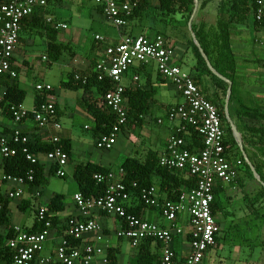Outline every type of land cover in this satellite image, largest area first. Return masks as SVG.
Returning <instances> with one entry per match:
<instances>
[{
  "label": "built area",
  "instance_id": "1",
  "mask_svg": "<svg viewBox=\"0 0 264 264\" xmlns=\"http://www.w3.org/2000/svg\"><path fill=\"white\" fill-rule=\"evenodd\" d=\"M100 8L106 22L119 32V41L105 46L102 57L96 62L94 72L98 81H108L111 89L107 91L102 101L111 109L115 116V124L109 133L96 136L95 146L99 150H110L117 141V135L127 124L124 90L122 83L124 75L135 64L153 63L157 72L169 80L182 97V102L167 111L170 121L178 120L179 125L169 135L165 152L159 157V165L175 169L194 178L195 186L181 191L176 199H168L159 195L154 185L140 188V198L149 208H156L163 219V224L152 222L128 213L124 203L129 198V192L122 181L124 174L120 169V177L109 170L106 174L95 173L93 178L105 184L103 195L95 198H84L77 192L73 196L74 204L82 218L71 216L66 220L65 229L57 243L54 255L39 258L40 264H108L107 250L101 245L103 233L99 224L90 217L93 211L103 212L116 217L120 226L116 236L137 247L141 241L153 239L161 243L160 264H202L205 254L214 247L216 237L220 234V226L212 212L214 191L217 183L232 184L238 175L239 160L229 158L230 146L226 143L225 127L217 107L195 84L193 77L172 62L173 49L164 36L158 34L152 38L134 36L128 32L133 10L137 1L133 0H94ZM48 0H0V79L14 78L16 71L12 65L15 49L18 45L22 21L30 17L38 7H45ZM255 19H264V0H255ZM53 23L55 29H65L67 26L59 22ZM98 42L105 38L96 35ZM43 59H46L43 57ZM75 80L83 84L86 76L74 75ZM137 80V77L133 78ZM36 90L49 93V84H38ZM5 88L0 85V103L4 99ZM11 120L15 127L9 135L0 136V155L3 158L16 155L19 151L31 165L39 163V155L30 152L28 143L30 135L20 126L25 120H32L37 130L48 133L49 142L60 143L62 126L56 117L55 104L44 100L27 110L22 103H8ZM158 123L162 120L158 119ZM197 126L202 148L191 150L185 139L188 127ZM54 132V133H53ZM44 157L56 166L55 175L65 176V166L68 155L56 146ZM34 170L30 169L27 178L4 175L3 180L15 182L19 186L7 192L6 198L18 199L23 194L26 181L34 179ZM132 187H137L133 182ZM3 205L0 202V210ZM186 216V228L190 236L189 252L179 256L171 244L173 240L185 233V226L180 223ZM36 221L40 229L27 231L22 227L13 226V236L7 240L13 255L10 264H33L42 252L52 231L51 214L45 207L36 211ZM93 238L89 239L88 236ZM69 239L80 241L79 245H71Z\"/></svg>",
  "mask_w": 264,
  "mask_h": 264
},
{
  "label": "crops",
  "instance_id": "2",
  "mask_svg": "<svg viewBox=\"0 0 264 264\" xmlns=\"http://www.w3.org/2000/svg\"><path fill=\"white\" fill-rule=\"evenodd\" d=\"M155 1L156 0L152 1V5L156 3ZM220 2L221 0H210L203 8H200L199 5L198 8L193 11L190 17V25L188 24V21L186 27L183 25L184 18L182 13H177L176 15L168 16L165 21L161 20L159 27H157V25L154 26L153 19L151 17L149 24H146L144 19L140 22L137 19H134L131 21L128 32L134 36H146L148 38H152L155 35H158L160 32L165 37L169 46H171L173 49L172 62L181 67V69L183 68V65H186L189 67V72L185 70L184 71L190 74L192 77H196L198 71L195 68V59L193 57V53L191 52L190 47L187 45L188 39L185 37V29L189 30L190 36L192 38L190 31L192 24L199 26L201 22H204L206 25V30L210 27H215ZM65 7L66 3L64 0L62 2L58 0H48L47 6L38 7L36 9L37 13L43 18V20L46 21V23L53 25V23L47 22V18H51L52 22H59L67 26L65 29H56V41L61 45L66 46L63 48L59 59L57 61H53L50 58L45 30L39 26H35L31 19L28 18L21 25L19 41L14 52L12 65L17 69V81L19 87L25 90L19 83V77L21 76L23 67L29 70L32 65L26 58V53L23 55L24 57H22L21 63L18 60V52L21 48L20 46L25 40L22 36L27 35L29 37L26 41V45L33 43L32 37L35 35L44 37L46 52L41 55V59L46 60L47 62L44 65V71L39 73V75H41L42 81L37 82L35 86H33L34 92L29 102L27 100V91L25 90L26 95L22 104L27 110H32L35 105V96L40 94L36 91V86L38 84H49L52 87V90L49 93H43L42 95L44 96V100L53 102L55 104L56 117L62 126V129L58 135L61 139H68L70 141V155L66 165L69 167V169L66 170L65 166L64 177L56 176L55 170L53 173L50 172L53 164L49 162L43 154H40L39 163L43 167L42 176L44 179H46V183L42 186H31L29 184H25L23 187V194L20 198L8 199L6 198L7 192L16 189L19 184L2 179L5 175L4 160L0 155V198L7 200V208L10 212L9 227L19 226L24 230L31 232L38 230L36 221V211L38 208H46L52 196L56 194L66 196V198L62 200L63 209L61 211L52 213L53 216H56V227H54L49 239L44 245L42 252H40V254L37 256V260H35L33 264H40L38 261L39 258L54 255L55 247L63 234V225L65 224L67 218L71 216L82 218L73 200L74 194L79 192L78 187L76 190H74L75 188L73 187V185L77 186L73 177L74 167L76 165L86 164L89 162L112 170L115 173V178H119L121 175L119 172L121 169L119 164L116 165L115 162H107L103 159H92V152L95 149L98 151H103L97 149L95 146L97 135L94 133V127L89 137H84L77 132L74 133L72 128L67 126L64 118L68 116H74L72 112H77V110L69 105L68 98L64 97L63 94L57 91L54 85L48 81V77H50L51 73H53L52 67H56L57 70H59V73L61 72L62 78H64L61 79L62 81H60V87L69 90L73 94L75 98L74 101L79 111L89 114L85 107L79 104V100H81L83 97L87 100L90 99L91 101L96 99L98 96L96 91L91 89L89 92H87L83 89L66 88L63 86V83L67 81L68 76L71 73L87 71L90 68L91 62L96 64V62L102 57L105 46L119 41V32L111 24L105 21L102 13L98 10V6L96 5L95 8H92V10L90 9V11H88L87 19L91 24L102 23L105 25L106 29L103 31V33L96 32L94 34V38L96 35H101L105 38V41L102 43L93 40L92 42L90 41L89 43H85L83 40H80V37L77 35V31L72 30L71 21L67 18H64V16L59 11V9H63ZM236 14L237 16L239 15V10L236 11ZM229 32V44L235 59V73L232 81L220 74L227 80L226 81L222 79L226 83V91L230 85L231 91L229 96L232 97L234 104L237 106L236 112L242 105L251 109L259 108L260 111L264 113V27L255 26L252 22V18L247 16L236 19V21L231 23L229 25ZM178 51L180 53H178ZM43 57L46 59H43ZM134 77H137V80H134ZM122 83L125 88L139 87L144 90H153V101L151 102L148 112L139 116L142 124L139 128L137 137H133L137 139L134 140L133 143L134 147L136 148V155L130 157H136L140 160H143L148 152H153L157 155V157H160L165 152L166 141L169 135L173 132L176 126L179 125L178 120L170 121L167 118V111L169 108L181 103L182 97L169 80L159 75L153 63L145 65L135 64L124 75ZM210 86V78L206 77L204 79V87L201 89V91L208 98L213 97V90ZM236 112L235 121L238 122V127L235 125L234 126L239 132L241 139L243 134L246 135L248 139L252 138L250 132L241 128L240 122L236 117ZM158 119L162 120V122L158 123ZM248 122L250 124H256L257 126L264 124V120L262 119ZM20 126L24 132H27L30 135L31 138L36 135L42 140L49 141L48 133L37 130L32 120H25L20 124ZM127 126L128 127L124 126L121 131L128 129L130 134L136 133V127L134 125L128 124ZM13 127H15V125L11 120V117L3 111L0 105V136L9 135ZM84 129L88 130L90 128L87 127V125H84ZM247 144L248 146L242 145L241 148L237 142V146L242 155H245V147L248 152L250 150L251 152H258L261 154V152L264 151V146L261 144ZM233 157L235 158V154H233ZM250 165L257 172L258 178L253 175ZM250 165L249 168L252 172V175H248L245 169H240L237 178L232 184L222 185L217 183L216 196L218 199V195L222 193L225 198L227 197L226 199L228 202L232 204L233 232L240 234L244 232L242 229H240V227H245L247 228L246 233L254 237L253 240H255V242L261 240L264 244V181L261 179L264 178V168L253 161L250 163ZM68 171L72 173V178L70 181L67 179L63 182V185L58 187V184H55L56 182H54V180L57 178L65 180ZM154 179V186L158 188L159 178L154 177ZM159 195L161 197L165 196L164 193H159ZM67 196H71L69 201ZM219 212H221L224 217L226 216L224 221L219 219ZM227 216V212L222 211V206L220 205V210L215 215L216 220L219 222L220 232L221 225L223 227V225L228 223L226 221ZM90 217L93 218L101 227V231L103 233V241L101 245L105 247L106 250L114 249L118 264H132V262L133 264H137L138 250L132 247L129 241L116 236V231L120 226V221L116 217L97 211L91 212ZM142 217L159 224L164 223L163 219L158 214V211L155 209L145 208L142 212ZM180 223L185 226V233L176 237L173 240L171 246L179 256H185L189 252V240L185 238L186 234L188 233V231H186V216L182 217ZM6 231L7 229L4 226L0 227V235L4 236ZM88 238L92 239L93 236L89 235ZM151 247L154 250L155 243H153ZM242 247L243 246L241 244L233 242V248ZM257 248L261 249L262 246ZM155 250L157 249L155 248ZM242 257L244 259L243 261L246 262V256L242 255ZM206 258L207 253L205 254L202 264H205Z\"/></svg>",
  "mask_w": 264,
  "mask_h": 264
},
{
  "label": "trees",
  "instance_id": "3",
  "mask_svg": "<svg viewBox=\"0 0 264 264\" xmlns=\"http://www.w3.org/2000/svg\"><path fill=\"white\" fill-rule=\"evenodd\" d=\"M124 1V0H120ZM134 1V0H133ZM137 1V7L133 10L130 21L137 19L139 22L145 17L153 18L156 20V15L162 16L160 20L165 21L168 16L182 13L185 25L190 20V17L194 9V0H156L157 4L152 5L151 0H135ZM210 0H202L200 8ZM101 12L100 8L97 7ZM255 0H221L219 4V11L215 27H210L206 30V25L201 22L199 26L191 25L190 31H193L196 40L200 47L208 58L211 66L222 76L230 81L234 78L235 73V59L233 52L230 48L229 39V25L242 17L250 16L255 26L264 27V19L257 21L255 19ZM239 10L237 16L236 11ZM241 12V13H240ZM241 14V16H240ZM240 17V18H239ZM30 18L35 26L43 28L46 32L47 47L49 56L53 61L59 59L60 54L64 47L56 41V29L53 25L46 23L45 20L37 13V10L30 16L25 18L22 23ZM22 25V24H21ZM161 35V34H160ZM187 45L190 47L193 57L195 59V68L198 71L196 77H193L195 84L202 89L204 87V79L209 77L213 79L216 84L226 93V83L214 75L205 60L201 56L197 45L194 43L190 36V32L185 34ZM95 63L91 62L90 68L84 72H73L68 76L67 81L63 83L66 88L83 89L89 92L94 89L98 94L94 100L85 99L84 97L79 100V104L83 105L86 111L94 118L95 126L94 133L99 135L100 133H109L115 124V116L109 107H107L102 101L103 95L111 89L108 81H98L94 72ZM16 76L14 78L2 77L0 79V85L5 88L4 99L0 103L3 111L10 116L8 110V103H22L25 99V90L19 87L17 81V69ZM86 76L88 78L86 83H82L80 80H75L74 75ZM125 108L127 112V125H134L140 127L142 124L140 115L146 114L153 101V90H144L142 88H125L124 90ZM217 107L218 113L221 117L222 123L225 127L226 143L230 146L229 158L235 160L233 154L239 153L241 161L248 169L249 175H252L249 165L245 162V159L240 152L237 142L232 134L229 123L224 113L223 104L217 98H208ZM44 101V96L38 94L35 96V106ZM56 109V108H55ZM11 117V116H10ZM236 117L240 122L241 128L250 132L252 138L246 140L250 145L261 144L264 146V124L256 125L250 124L248 121L262 119L264 120V113L259 108L251 109L245 106H240V109L236 112ZM188 147L191 150H199L202 148L200 137L197 132V126L188 127V134L185 135ZM56 146H60L68 155H70L71 144L68 139H61L59 144H52L48 140H42L39 136H33L28 143L30 152L35 155L47 154L51 152ZM234 147V150H233ZM264 149V147H263ZM264 156V151L261 152ZM4 160V173L14 177L27 178V174L30 169L34 170V179L31 182L26 181V184L31 186H42L46 183V179L43 178V167L40 163L31 165L25 160L24 155L19 151L16 155L3 158ZM159 157L153 152H148L143 160L136 157H126L120 164L123 169L122 181L125 183L129 192V198L124 203L128 213L134 216L142 217V212L145 208H148L140 198V188L154 185V177L159 178V193H164L168 199H176L178 194L183 190L191 189L195 186L194 178L185 175L183 172L175 169H168L160 166ZM56 169L53 165L50 172ZM109 169L92 163L79 164L74 167L73 177L77 184L79 192L84 198H95L104 194L105 184L103 182H97L93 175L95 173L106 174ZM264 181V178H261ZM136 182L137 187H132V183ZM63 196L56 194L52 196L49 204L46 207L47 213L51 214L52 226L56 227V216H53V212H58L63 209L62 204ZM0 202L3 205L0 210V227L4 226L7 231L4 236L0 235V264H10L13 251L8 246L7 240L13 236V229L10 226V212L7 208V200L0 198ZM150 208V207H149ZM212 212L214 215L220 210V202L216 196V190L214 191V201L211 204ZM156 209V208H151ZM68 219V218H67ZM66 223V221H65ZM219 224V222L217 221ZM38 229L40 225L37 223ZM65 229V224L63 225ZM186 239H190L189 234L185 236ZM71 245H79L80 241L69 239ZM219 242V235L216 237L217 246ZM155 243V248L152 249V244ZM212 247V248H214ZM136 248L138 251L137 264H160L161 263V243L153 239H146L140 242ZM210 250V249H209ZM159 252V253H158ZM264 255V250H263ZM107 257L109 259L108 264H118L116 252L114 249L107 250Z\"/></svg>",
  "mask_w": 264,
  "mask_h": 264
},
{
  "label": "rangeland",
  "instance_id": "4",
  "mask_svg": "<svg viewBox=\"0 0 264 264\" xmlns=\"http://www.w3.org/2000/svg\"><path fill=\"white\" fill-rule=\"evenodd\" d=\"M62 2L63 0H58ZM66 3V7L63 9H59L61 14L64 16V18H67L71 21L72 30L77 31V35L80 37V40L86 42H92L94 39V34L96 32H101L106 29L105 25L102 23L99 24H91L88 21V11L92 8H95L96 3L94 0H64ZM153 0H151L152 2ZM202 0L197 1L196 8L200 5ZM156 2V1H155ZM157 4V3H154ZM195 9V8H194ZM193 9V11H194ZM156 20H160L163 18L159 15H156ZM150 17L144 16V22L146 24H149ZM153 19V18H152ZM153 21L154 26L157 25L159 27V24L161 22L159 21ZM183 25H185L183 21ZM186 27V25L184 26ZM147 28V27H146ZM185 32L188 33L189 30L185 29ZM64 34V33H63ZM159 34H161L159 32ZM163 36V34H161ZM24 42L21 44L20 51L18 52V60L21 63L23 55L26 53V58L30 61L32 67L28 70L27 68H22L21 76L19 77V83L20 85L27 91V100L29 102L31 96L33 95L34 89L33 86L39 81H42L41 73L44 71V65L46 64V60L41 59V55L46 52V44L44 42V37H40V35H35L32 37L33 43L26 45V41L28 40V36H22ZM31 39V38H30ZM178 53H180L178 51ZM180 55V54H178ZM53 68V73H51V76L48 77V81L51 82L57 91L61 92L64 97L68 98L69 105H71L76 111L72 112L74 116H68L64 118L65 123L68 127L72 128L74 133H79L80 135H83L84 137H89L91 135V132L93 131V127L95 125L94 119L91 115L82 113V111H79L78 107L75 103V98L73 94L62 87H60V81H62V74L59 73V70H57L56 67ZM183 70L189 72V67L186 65H183ZM28 70V71H27ZM211 82V88L213 90L212 96L213 98H217L225 108V105L228 108L229 116L232 122H234V125L238 127V122L235 121V112L237 106L234 104L233 99L231 96H226V93L222 91V89L217 86L216 82L210 78ZM37 91V90H36ZM38 92V91H37ZM84 125H87L90 129L85 130ZM125 127H128L127 124ZM139 128L136 127V133L130 134V131L128 129H124L123 131H120L117 135V141L116 144L108 151H98L94 150L92 152V159H103L105 161L115 162L116 165H120L126 157L135 156L136 155V148L134 147V140H137L133 137H137L139 133ZM123 129V128H122ZM248 137L246 135H242V145L248 146L246 140ZM133 148V151H132ZM245 155L247 157L248 162L259 164L261 167L264 168V157L260 153L251 152L249 150H246V147L244 148ZM241 161L240 154H235V162L237 164L238 161ZM247 162V161H245ZM238 165V172L240 169H245L249 175L248 169L241 161ZM69 169L68 166H66V170ZM57 178V177H56ZM72 178V173L68 171L67 177L65 180L61 178H57L54 180L56 182L55 184H58V187L60 185H63L64 181ZM76 190L77 186L73 185ZM227 196V195H226ZM71 196H67L68 201ZM230 197V196H229ZM228 197V198H229ZM66 196H63V199H65ZM227 198V197H226ZM225 198V196L220 193L218 195V199L220 201V205L222 206V211L227 212V222L226 225H221V232L219 234V242L218 245L214 248H211L207 252V258L205 264H264V255H263V246L264 244L262 241L253 240L254 237H252L250 234L246 233L245 227H240L242 229V233L237 234L233 232V216H232V204L228 202V200ZM219 219L225 220V217L221 212L218 214ZM264 235V233H263ZM233 242H237L241 244L242 248H233ZM259 246H262L261 249L257 248ZM242 255L246 256V262H244ZM133 264V262H132Z\"/></svg>",
  "mask_w": 264,
  "mask_h": 264
},
{
  "label": "water",
  "instance_id": "5",
  "mask_svg": "<svg viewBox=\"0 0 264 264\" xmlns=\"http://www.w3.org/2000/svg\"><path fill=\"white\" fill-rule=\"evenodd\" d=\"M197 1H198V0H194V8H195L194 10H196ZM188 24L190 25V21H189ZM191 35H192V38H193L194 43L197 45V47H198V49H199V52L201 53V56H202L203 59L205 60L207 66H208L209 69H210V71H211L214 75H216L217 77L226 80L224 77H222V76H221V75H220V74H219V73H218V72H217V71L211 66V64H210L209 61H208L207 56L205 55V53L203 52L202 48L200 47L198 41L196 40L193 31H191ZM226 81H227V80H226ZM230 91H231V86L229 85V87L227 88V91H226V96H227V97L229 96ZM224 113H225L226 119H227V121H228V123H229V126H230V128H231L232 134H233V136L235 137V139L237 140V142L239 143V145H240V147H241V146H242V141H241L240 134H239V132L237 131L236 127L234 126L232 120L230 119L229 112H228V108H227L226 105H225V108H224ZM241 148H242V147H241ZM243 155H244V154H243ZM244 157H245V160L248 162V160H247V158H246L245 155H244ZM248 163H249V162H248ZM249 165H250V163H249ZM250 168H251V170H252V172H253V175H254L256 178H258V174H257V172L254 170V168H253L251 165H250Z\"/></svg>",
  "mask_w": 264,
  "mask_h": 264
}]
</instances>
